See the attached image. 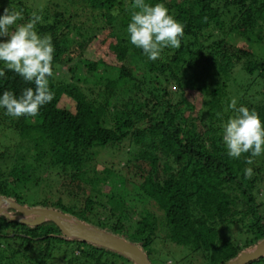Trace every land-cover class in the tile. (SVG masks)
Segmentation results:
<instances>
[{
  "label": "trees",
  "instance_id": "1",
  "mask_svg": "<svg viewBox=\"0 0 264 264\" xmlns=\"http://www.w3.org/2000/svg\"><path fill=\"white\" fill-rule=\"evenodd\" d=\"M146 2L164 3L185 25L181 48H166L155 61L130 43L133 0H49L36 12L43 18L38 33L50 34L55 47V97L36 117L12 118L0 109L4 151L23 150L7 175L0 169V196L27 204L22 187L42 163L56 168L62 194L73 200L42 198L27 205L57 209L137 243L152 264L153 258L161 264H223L264 237V154L248 164L250 154L231 158L222 140V126L235 114L233 98L264 121V56L237 45L247 41L264 50V0ZM2 4L0 15L8 7L23 9L25 21L32 15L23 0ZM82 17L94 23L83 24ZM236 67L248 83L236 81ZM4 70L0 95L33 86ZM62 97L74 102L73 111L60 104ZM123 99L125 108L118 105ZM129 141L133 154L120 155L122 173L101 163L86 171L95 147ZM32 152L34 162L25 160ZM80 194L86 198L79 203L74 197ZM18 258L134 264L115 251L66 239L52 221L33 226L0 215V264H21ZM246 264H264V256Z\"/></svg>",
  "mask_w": 264,
  "mask_h": 264
},
{
  "label": "clouds",
  "instance_id": "2",
  "mask_svg": "<svg viewBox=\"0 0 264 264\" xmlns=\"http://www.w3.org/2000/svg\"><path fill=\"white\" fill-rule=\"evenodd\" d=\"M111 14L117 16L119 10L113 9ZM42 19L33 12L25 21L23 9L14 7L5 8L0 15V38H3L0 39V62L4 65L0 77H5L4 69H7L33 85L19 95L11 90L0 95V109L12 118L36 117L55 97L50 88V78L55 75V47L50 34L40 35L37 31V24ZM127 33L130 43L142 49L149 60L155 61L166 48H181L185 25L176 20L162 2L153 5L146 0H133ZM229 107L235 114L222 126L227 154L234 159L250 154L246 163L252 164V158L264 154V121L255 109L243 105L237 107L235 98ZM252 174V168L245 169L246 177Z\"/></svg>",
  "mask_w": 264,
  "mask_h": 264
},
{
  "label": "rangeland",
  "instance_id": "3",
  "mask_svg": "<svg viewBox=\"0 0 264 264\" xmlns=\"http://www.w3.org/2000/svg\"><path fill=\"white\" fill-rule=\"evenodd\" d=\"M25 5L27 6V8L25 9V11L27 12L28 15H31L33 12H37L38 10H40L42 7H44L49 0H23ZM4 5L2 4L0 6V8H3ZM82 22L83 24H90L92 25L94 23V21L85 20V17H82ZM264 37V33L262 34ZM237 45L239 46H243L247 47V48H251L254 52H256L259 56H264V50L261 49V47L259 45H250L249 42L247 41H239L237 43ZM64 70V69H63ZM109 71V70H108ZM110 72V71H109ZM60 72L56 73V75L60 74ZM62 74V73H61ZM112 73H108V75H111ZM87 78H89L90 76L87 74L85 75ZM233 77L236 79V81L238 83H243L244 81H246V77L242 74V69L239 67L235 68V72ZM246 83H248V79L246 81ZM124 97V96H121ZM122 102L118 103L119 107L121 108H125V104H123L126 99L121 100ZM60 104L64 107H66L67 109L73 111L74 110V102L66 97H62ZM107 126H110L111 124L107 121L106 122ZM3 137V135H1ZM14 142L18 141L17 137L13 138ZM8 144V140L5 139L3 140L2 138H0V152L4 151L5 146ZM117 149V151L115 150ZM130 149V150H129ZM115 150V151H114ZM137 150V147H136ZM134 150V152L136 151ZM120 151V152H119ZM5 153H7L6 151H4ZM19 153H16L14 150H11L10 152H8L4 157H0V169L4 172V174H8V171L16 164V162L18 161V156L21 155V153L23 152V150L18 151ZM133 154V152L131 151V146H130V141L126 142V143H121V144H117L115 146H113V149L110 147H105V148H100V147H95V155L94 158L91 159V163L88 164V167L86 166V171H90V174L94 171V169H97V167H101L105 164V166L107 167H111L115 172L119 171V173H122V156H126L128 154ZM28 156L25 158V160H29V161H33V155L34 153H27ZM23 155V153H22ZM42 162V161H41ZM264 162V159L263 161ZM103 165H101V164ZM98 165V166H97ZM56 168L52 167H48V168H44V164H38L37 167V171L33 174L32 177V181L28 182L27 188L24 186L22 188H24L23 192H21L20 194L23 195L26 200L25 202L27 204H34L37 202H41L38 199H48L50 201V203H52V201L57 200L58 198L61 199V201L65 204H70L69 201L72 202V198L68 195L65 194V196H67L66 198L64 197V194H62V190L63 187L60 183V177L57 175L56 173ZM262 197H264V189L262 190ZM75 200H78V202H83L84 199L86 198L85 196H83L82 194H80L77 197H74ZM24 204V205H27ZM27 205V206H29ZM151 210L156 211L154 206H150L149 207ZM12 213V212H11ZM230 236L232 238H234L233 234H230ZM166 243V242H165ZM163 244V243H160ZM168 250L172 251L173 253H175L176 257L179 258L180 257V252L177 248H170L168 247ZM155 264H161V262H158L157 259H154ZM17 263H21V264H36L37 260H27L26 258H23L20 260V258H18V262Z\"/></svg>",
  "mask_w": 264,
  "mask_h": 264
},
{
  "label": "water",
  "instance_id": "4",
  "mask_svg": "<svg viewBox=\"0 0 264 264\" xmlns=\"http://www.w3.org/2000/svg\"><path fill=\"white\" fill-rule=\"evenodd\" d=\"M9 209H13L18 215L12 214ZM0 215L33 226L47 220L52 221L66 239H77L115 251L130 259L134 264H152L147 254L137 243L87 224L54 208L27 206L19 204L9 197L0 196ZM261 256H264V237L223 264H246Z\"/></svg>",
  "mask_w": 264,
  "mask_h": 264
},
{
  "label": "bare ground",
  "instance_id": "5",
  "mask_svg": "<svg viewBox=\"0 0 264 264\" xmlns=\"http://www.w3.org/2000/svg\"><path fill=\"white\" fill-rule=\"evenodd\" d=\"M4 206V205H3Z\"/></svg>",
  "mask_w": 264,
  "mask_h": 264
}]
</instances>
